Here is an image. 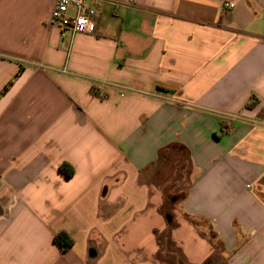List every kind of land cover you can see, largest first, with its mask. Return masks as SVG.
Returning a JSON list of instances; mask_svg holds the SVG:
<instances>
[{
  "label": "crops",
  "instance_id": "obj_1",
  "mask_svg": "<svg viewBox=\"0 0 264 264\" xmlns=\"http://www.w3.org/2000/svg\"><path fill=\"white\" fill-rule=\"evenodd\" d=\"M86 4L0 0V264H264V0Z\"/></svg>",
  "mask_w": 264,
  "mask_h": 264
},
{
  "label": "built area",
  "instance_id": "obj_2",
  "mask_svg": "<svg viewBox=\"0 0 264 264\" xmlns=\"http://www.w3.org/2000/svg\"><path fill=\"white\" fill-rule=\"evenodd\" d=\"M113 7L130 6L135 0H104ZM234 6L233 2H223L226 12ZM94 10L87 6L86 0H53L50 10V24L57 27L59 37L72 38L76 34H91L94 30ZM105 98L104 95H102Z\"/></svg>",
  "mask_w": 264,
  "mask_h": 264
},
{
  "label": "trees",
  "instance_id": "obj_3",
  "mask_svg": "<svg viewBox=\"0 0 264 264\" xmlns=\"http://www.w3.org/2000/svg\"><path fill=\"white\" fill-rule=\"evenodd\" d=\"M9 86V85H8ZM4 87L3 90L1 91V93L3 91H5L7 89V87ZM58 170L59 172H61L64 177L69 178L73 175V167L67 163V162H61L58 165ZM53 241L62 249V250H67L71 247L73 241L71 239V237L65 232V231H59L57 232L54 236H53Z\"/></svg>",
  "mask_w": 264,
  "mask_h": 264
}]
</instances>
